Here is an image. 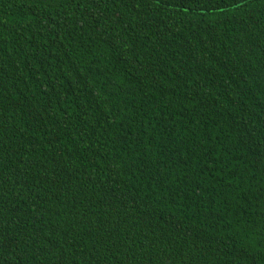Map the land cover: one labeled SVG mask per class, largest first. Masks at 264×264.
<instances>
[{
    "label": "trees",
    "instance_id": "16d2710c",
    "mask_svg": "<svg viewBox=\"0 0 264 264\" xmlns=\"http://www.w3.org/2000/svg\"><path fill=\"white\" fill-rule=\"evenodd\" d=\"M0 264H264V0H0Z\"/></svg>",
    "mask_w": 264,
    "mask_h": 264
}]
</instances>
